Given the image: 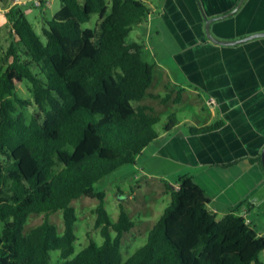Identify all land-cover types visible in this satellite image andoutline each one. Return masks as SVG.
<instances>
[{
	"label": "trees",
	"instance_id": "1",
	"mask_svg": "<svg viewBox=\"0 0 264 264\" xmlns=\"http://www.w3.org/2000/svg\"><path fill=\"white\" fill-rule=\"evenodd\" d=\"M60 11L38 33L23 7L9 9L8 41L0 56V264H264V236L234 213L222 218L191 176L167 186L171 204L147 242L126 261L122 240L135 222L124 208L113 222L105 192L94 186L159 138L161 119L145 98L167 103L180 96L149 95L154 67L143 45L129 44L147 20L146 0H59ZM97 19L92 27V16ZM5 66L7 68L5 69ZM14 78L30 84L31 99L17 94ZM35 107L40 117L19 109ZM168 117L164 131L176 125ZM222 123L192 130L202 134ZM261 163V155L256 159ZM252 162H254L252 160ZM97 198L94 230L104 239L75 254L78 221L72 202ZM63 210L64 232L49 216ZM31 214L45 220L28 233ZM75 254V256H74Z\"/></svg>",
	"mask_w": 264,
	"mask_h": 264
},
{
	"label": "crops",
	"instance_id": "2",
	"mask_svg": "<svg viewBox=\"0 0 264 264\" xmlns=\"http://www.w3.org/2000/svg\"><path fill=\"white\" fill-rule=\"evenodd\" d=\"M55 1L43 0L39 8L47 12ZM146 1L152 12L139 25L145 41L152 39L153 31L160 36L163 28L158 26L162 24L176 44L169 55L178 72L173 78L166 66L164 73L169 75L161 79L163 85L152 89V83L148 93L161 97L169 94L172 99L180 96L181 100L176 104L173 100L161 103L149 99L154 104L176 106L187 101L192 113L159 135L158 139H167L158 147V156L173 151L181 167L191 168L183 175L194 178L206 192L209 208L218 218L234 213L264 236V169L262 162L256 161L264 147V37L233 46L219 45L207 38L205 18L227 15L241 0ZM33 3L34 0H0L1 53L2 42L8 40L9 9L16 5L26 8L28 18ZM60 9L46 20L53 19ZM211 33L221 42L264 33V0H244L234 14L213 22ZM142 39L137 33L132 42H127L141 44L147 51ZM145 105L153 109V104ZM216 123L222 124L207 133H192Z\"/></svg>",
	"mask_w": 264,
	"mask_h": 264
},
{
	"label": "rangeland",
	"instance_id": "3",
	"mask_svg": "<svg viewBox=\"0 0 264 264\" xmlns=\"http://www.w3.org/2000/svg\"><path fill=\"white\" fill-rule=\"evenodd\" d=\"M149 1V0H148ZM151 1V0H150ZM155 1V0H153ZM28 19L33 24L35 30L41 34L44 22L47 18H51L53 12L61 8L59 0L49 8L47 12L42 8L36 7L33 4L29 6ZM26 10V8H25ZM58 13V12H57ZM56 13V14H57ZM97 19L96 15L92 16V20L87 24L92 27ZM144 23V22H143ZM162 33L160 36H155L152 32V39L146 40V35L141 31V27L135 26L133 32L128 37V42H132L137 33L142 35L144 44L148 46L147 51H143V60L154 67V85L153 88L160 87L161 79H165L170 74L173 78L178 75L172 64V59L169 54L175 51V42L171 39L168 32L162 24ZM155 28H158L154 24ZM144 28V27H143ZM5 30L1 31L3 34ZM9 41L2 42V47L6 48ZM1 45V44H0ZM3 48V49H4ZM144 49V48H143ZM1 56V52H0ZM169 67V74L164 73L165 67ZM7 66H5V69ZM160 78V79H159ZM17 85V94L23 99H31L30 84L26 80H18L14 78ZM158 87V88H160ZM151 90L149 89V92ZM143 104H153V115L160 118L161 121L156 125V130L160 134L164 133L165 124L168 122V117L172 114L176 116V121L182 120L187 115H192L188 109L189 103L186 101L180 106L174 104H160L150 100L148 97L143 100ZM207 104V101H204ZM20 111L24 112L28 118L40 117L41 113L35 107H27ZM167 138H161L145 148L139 156H137L134 164H128L120 167L115 172L103 178L95 184L96 192H105V207L113 222H117L123 207L130 218L135 222V227L126 233L122 240V255L124 261L130 258L137 249L147 242V237L150 230L158 222L164 213L165 209L171 204L170 192H165V185H173L184 173H189V167H181L176 162L173 151H169L164 155L158 156V147L166 141ZM184 176V175H183ZM99 204L97 198H89L82 196L72 202L75 207L78 221L76 223L75 233L77 241L75 243V254L89 245L90 241H95L101 245L104 242L99 230H94L96 214L94 209ZM45 220L44 214H31L28 223L25 227V232L28 233L32 228L38 226ZM51 223L55 224L60 235L64 232V216L63 210H59L49 216ZM74 254V256H75ZM53 264H59L60 254L58 251L51 253ZM260 259L264 262V251L260 255Z\"/></svg>",
	"mask_w": 264,
	"mask_h": 264
},
{
	"label": "water",
	"instance_id": "4",
	"mask_svg": "<svg viewBox=\"0 0 264 264\" xmlns=\"http://www.w3.org/2000/svg\"><path fill=\"white\" fill-rule=\"evenodd\" d=\"M244 0H241L239 2V4L237 5V7L235 8L234 11H232L231 13L227 14V15H224V16H220V17H216V18H212V19H207L205 18V33H206V36L207 38L212 41L213 43H216V44H219V45H224V46H233V45H238V44H242V43H245L249 40H252L254 38H260V37H264V33H258V34H253L251 36H248L246 38H243V39H240V40H237V41H229V42H221L217 39L214 38V36L212 35L211 33V24L213 22H216L218 20H222L224 18H227L228 16L234 14L240 7V5L242 4ZM261 162H262V166H263V169H264V147L261 151Z\"/></svg>",
	"mask_w": 264,
	"mask_h": 264
},
{
	"label": "built area",
	"instance_id": "5",
	"mask_svg": "<svg viewBox=\"0 0 264 264\" xmlns=\"http://www.w3.org/2000/svg\"><path fill=\"white\" fill-rule=\"evenodd\" d=\"M13 1H14V3H23V0H13ZM34 5L36 7H42L43 6V0H34Z\"/></svg>",
	"mask_w": 264,
	"mask_h": 264
}]
</instances>
